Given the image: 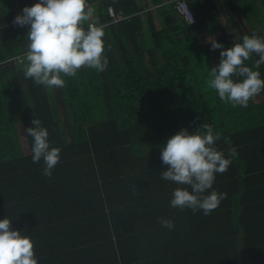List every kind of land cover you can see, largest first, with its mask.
I'll list each match as a JSON object with an SVG mask.
<instances>
[{
  "label": "trees",
  "instance_id": "trees-1",
  "mask_svg": "<svg viewBox=\"0 0 264 264\" xmlns=\"http://www.w3.org/2000/svg\"><path fill=\"white\" fill-rule=\"evenodd\" d=\"M259 1L228 2L252 29L233 40L216 0L189 1L193 24L161 0L159 28L136 0H87L83 27L93 19L103 26L107 69L82 67L61 74L63 87L47 88L24 74L30 26L13 23L23 1L0 0V220L32 239L38 264H264V90L233 107L207 84L221 52L214 59L210 42L226 50L261 34ZM111 4L127 17L112 22ZM259 59L253 53L245 66L264 79ZM34 119L50 148L61 149L50 178L43 159L32 162L26 129ZM203 124L222 134L215 146L226 158L230 148L237 153L216 174L213 189L226 198L209 215L171 207L173 191L189 186L161 178L167 140L182 129L206 131Z\"/></svg>",
  "mask_w": 264,
  "mask_h": 264
},
{
  "label": "clouds",
  "instance_id": "clouds-1",
  "mask_svg": "<svg viewBox=\"0 0 264 264\" xmlns=\"http://www.w3.org/2000/svg\"><path fill=\"white\" fill-rule=\"evenodd\" d=\"M86 9L87 0H39L35 5L23 8L13 23L20 27L30 26L24 67L26 78L47 88H59L65 84L61 74L74 77L82 67L97 72L107 69L103 26L90 23L85 30L83 22L89 19ZM112 22H116L114 18ZM210 43L213 50L221 49V52L218 66L211 68L208 87L218 93L221 101L231 103L233 107H247L249 101L264 90V79L259 71L245 66V61L255 53L260 57L255 68L264 63V37L255 33L244 35L242 42L234 43L226 50L216 40ZM233 76L243 79L237 81ZM32 123L35 127L26 129L34 140L32 162L39 163L43 159V175L50 178L60 161L61 149L50 148L49 132L41 126L39 119ZM202 128L206 131L182 129L167 140L162 147L161 160L168 167L162 171L161 178L190 188L177 187L173 191L171 207L189 208L193 213L202 211L209 215L226 198V193L213 189L216 174L226 172L231 158L237 153L230 148L226 158L215 146L222 134L209 124H203ZM210 189V194H206ZM159 222L168 229L175 227L170 219ZM0 264H38L34 242L21 231L14 230L8 218L0 220Z\"/></svg>",
  "mask_w": 264,
  "mask_h": 264
},
{
  "label": "crops",
  "instance_id": "crops-1",
  "mask_svg": "<svg viewBox=\"0 0 264 264\" xmlns=\"http://www.w3.org/2000/svg\"><path fill=\"white\" fill-rule=\"evenodd\" d=\"M160 1L159 0H136L137 4L139 5V7L141 9V11H140L141 13L147 14L148 11H151L150 13L154 17V22H155V25H156L157 28H159L160 25H161L160 22H159L158 16L156 14L157 7L159 5H162L160 3ZM188 1H191V2H195V1L196 2L197 1L205 2V0H188ZM216 1H217L218 6L221 7L220 9H222V13L219 14V18L222 20V23L225 26V32H226L227 35H229L228 33H231L230 37L233 40H235L236 35L235 36H232V35L237 34L239 36L244 28H248L249 31L252 30L250 25H249V23L246 21V19L242 15H239L240 13L231 11V9L229 7V3H228L230 0H216ZM256 1L262 7L261 2L259 0H256ZM113 7L115 8V6H113ZM115 10H117V9L115 8ZM120 11H121V13L126 15L125 12L122 9H120ZM240 18L243 19V21L246 24H248L249 26L246 27V26L242 25V22H241ZM240 27H241V29H240ZM260 32L262 34L264 32V30L261 29ZM261 34H258V35H261ZM198 37H200V36H198ZM214 59H215V57H214ZM216 60H217V58H216Z\"/></svg>",
  "mask_w": 264,
  "mask_h": 264
},
{
  "label": "built area",
  "instance_id": "built-area-1",
  "mask_svg": "<svg viewBox=\"0 0 264 264\" xmlns=\"http://www.w3.org/2000/svg\"><path fill=\"white\" fill-rule=\"evenodd\" d=\"M169 3L173 4L174 9L178 13V15L187 23V24H193L196 21V17L191 9V6L188 2V0H166ZM109 12L111 16L114 18V21H121L122 19H125L126 16L120 12H116L113 6L109 7ZM91 24H95L94 21L91 22ZM1 64V62H0Z\"/></svg>",
  "mask_w": 264,
  "mask_h": 264
},
{
  "label": "rangeland",
  "instance_id": "rangeland-1",
  "mask_svg": "<svg viewBox=\"0 0 264 264\" xmlns=\"http://www.w3.org/2000/svg\"><path fill=\"white\" fill-rule=\"evenodd\" d=\"M22 1H23L22 3H23V5H24V7H25V6H29V7H30V6H33L31 0H22ZM36 2L38 3L39 0H36ZM240 20H241V22H242V25H244V26H246V27L249 26L248 24H246V23L243 21V19L240 18ZM238 27H239V26H238ZM238 27H237V28H238ZM240 29H241V27H240ZM228 34H229V36L231 35V33H228ZM235 35H236V34H234V35H232V36H235ZM257 36H259V37H264V32H263L261 35H257ZM213 56H214L215 58L218 57V52H217L216 50H213ZM262 95H263L262 92H260V93L257 94L256 96L263 97ZM18 127H19V133H20V136H21V140H22V143H23L24 150H25L26 152H29V151H30V148H29V142H28L27 134H26V132H25V127H24V125H23L22 122L18 123Z\"/></svg>",
  "mask_w": 264,
  "mask_h": 264
}]
</instances>
